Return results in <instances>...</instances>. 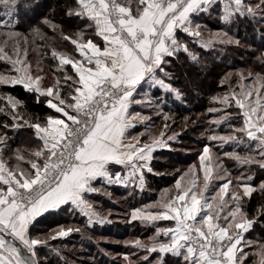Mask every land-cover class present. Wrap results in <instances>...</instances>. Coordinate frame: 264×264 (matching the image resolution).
I'll use <instances>...</instances> for the list:
<instances>
[{"label": "snow or ice", "instance_id": "1", "mask_svg": "<svg viewBox=\"0 0 264 264\" xmlns=\"http://www.w3.org/2000/svg\"><path fill=\"white\" fill-rule=\"evenodd\" d=\"M19 4L20 0H0L6 17L0 19V29L6 30L0 32V61L9 65L6 73H0V85L22 86L36 94L37 102L44 97L58 115L33 120L22 111L23 101L0 95L4 102L0 113L9 118L0 122V129L15 133L31 129L42 142L27 157L17 148L18 163L11 167L4 159L11 137L0 131V264H44L40 249L50 239L80 229L61 227L45 238L34 237L31 227L38 218L71 210L86 217L89 226L108 222L91 197L110 195L105 188L113 185L143 190L147 175L154 174L153 154L170 148L169 141L179 135L168 134L169 121L175 119L164 111L169 98L182 100L169 67L181 53L200 63L180 33L205 49L216 44L238 46L239 39L224 30L210 32L205 39L206 26L196 23V18L216 11L225 26L238 21L264 23V0H75L67 15L84 20L103 46L85 39L84 30L69 35L45 18L42 23L53 33L59 31L78 53L77 58L52 49L64 74L47 87L43 76L33 74L25 47L28 36L15 30ZM32 31L42 40L50 38L39 28ZM257 59L264 65V53ZM37 71H42L39 65ZM235 75L237 87L232 85L233 73L226 74L221 86L227 84L229 91L213 97L216 106L208 109L219 114L209 124L229 131L219 134L212 129L207 136L210 143L199 155V167L192 165L159 200L132 209L129 222L139 221L155 231L146 241L125 242L136 250L123 256L125 264H169L168 256L175 258V264H246L245 248L250 247H256L253 264H264V243L256 245L245 238L264 220V205L253 216L246 211L253 193H264V181L258 187L251 183L253 168L264 172V70ZM233 107L238 112L229 111ZM234 115L241 118L238 126L231 122ZM153 116L164 122L158 133L153 132ZM137 125H143L144 131L133 135ZM225 145L232 150L222 155L213 151ZM225 159L235 162L238 176H232ZM21 162L28 167H21ZM211 188L213 194L206 195ZM161 221L171 223L160 226Z\"/></svg>", "mask_w": 264, "mask_h": 264}, {"label": "trees", "instance_id": "2", "mask_svg": "<svg viewBox=\"0 0 264 264\" xmlns=\"http://www.w3.org/2000/svg\"><path fill=\"white\" fill-rule=\"evenodd\" d=\"M75 0H20L18 8V19L19 23L17 24L15 30L23 32L28 27H41L50 37H55V41H46L41 39H34L35 46L37 48L36 54L41 58L42 53H44L45 59L49 61V66L52 68L54 74L62 78L60 72H56L55 66L58 67L59 61L52 57V49H56L58 52L66 53L70 56H76L78 58V53L74 52V45H71L69 41L62 39L59 31L53 33L48 26L44 25L42 20L45 18L51 20L53 23L59 24L62 26L64 32L69 35H74L75 33L84 30L85 39H93L95 42H100V38L94 36L93 29L87 28L86 22L76 17H69L67 15V9L73 7ZM2 10L0 9V12ZM214 14L217 15L216 11L211 13H203L196 18V22L209 25L211 30H224L228 31L229 35L234 36L236 39H239L242 44H247L249 48H245L243 45H221L216 44L213 48L205 49L198 48L199 51L197 54L200 57V63L196 64L191 62L186 54L181 53L178 59H173L169 71L174 74V79L172 81L173 86L180 90L183 94L182 100L173 101L172 98H169L167 106L165 107L166 111L175 112L179 117H183L185 114L190 112L197 113L206 111L202 118L198 119L196 116H191L193 121H197L194 127L192 126L191 130L193 133L196 130H207L210 133L212 129H215L214 125L206 123L209 121L213 113H209L208 109L210 107L216 106L212 103L211 96H214L216 91L223 90L221 89V80L228 73H233L232 84L236 80V71L239 68L249 67L255 71L264 70V65L257 59L264 53V23L257 21H238L237 23L231 26H225L220 20L212 23ZM183 33H180L182 35ZM46 42V43H44ZM49 46L48 48H46ZM43 57V56H42ZM180 62L183 63L180 64ZM70 69V66H67ZM3 69L2 64H0V70ZM176 71L179 74H176ZM72 74L71 72H69ZM63 86V84H62ZM228 86L225 84L223 87ZM64 90L62 95L67 94V87L63 86ZM1 95H12L13 97L24 102V107L22 111L26 112L33 120L39 119L44 121L49 115H54L52 109H49L46 105V99L44 97L39 98L37 102V96L34 93H29L24 90L22 86H4L0 87ZM213 98V97H212ZM209 99V100H208ZM172 102V103H171ZM4 105L3 101H0ZM1 107V106H0ZM145 112L147 110H144ZM9 118L2 113H0V122H4ZM237 126L240 123V120L232 122ZM224 128L219 129L217 132H223ZM7 131V134L11 139L9 140V148L5 150V155L7 154L13 156V158H7L8 160L16 161L14 157V151L17 148L25 149L22 145L25 143V139L32 138L31 129H23L19 133L12 132L11 130ZM188 131V129L186 130ZM186 131L180 132L177 136V140L182 139H193L196 141V137L188 135ZM216 131V129H215ZM219 133V134H220ZM25 142H23V141ZM37 140V139H36ZM32 142V144L37 147V142ZM40 144L42 142H39ZM178 143V142H177ZM176 142L170 144V148L160 149L154 153V158L152 162V167L154 174H148L146 178V186L143 190H133L125 189L124 187H119L116 190L118 196H126L128 199L139 197L137 200H144L145 202H155L159 197L161 191L168 187H172L173 183L179 178L170 177L164 171L166 168H170L167 162L159 159L158 156L164 157L168 161H173L175 164H181L183 158H193L195 153L183 152ZM204 146V145H203ZM215 150L218 148L214 147ZM23 153L28 154V150H22ZM161 154V155H160ZM169 154V155H168ZM27 156V155H26ZM190 158V159H191ZM227 160V159H226ZM187 163V162H185ZM184 163V164H185ZM235 168V166H230ZM165 169V170H164ZM239 172V170H235ZM253 171L256 173L254 180L251 182L253 185L257 186L261 181H264V172L253 168ZM179 175V174H178ZM127 201V200H126ZM261 205H264V193L259 191L253 193L251 200H248L246 203V211L250 216L256 214L257 208ZM67 214L66 217L69 218V221L75 222L81 231L79 233L70 234L65 238L56 239L54 243H49L48 246L42 247L40 249L41 259L44 260V264H85L86 262L82 259L89 251L95 249V238L100 233V230L90 227L86 219L82 217L74 216L71 210L60 211L53 214H45L44 216L38 218L37 222L31 227V234L45 233L47 229L52 226L51 220L53 217H59V215ZM54 219V218H53ZM168 223L159 222L160 226H167ZM141 228H138L139 231L136 234L142 233H151L153 231L151 226L142 224ZM130 233V232H129ZM261 234H263L261 236ZM250 236V237H249ZM249 238L258 240V244L264 243V220L259 221L254 225V229L248 235ZM53 249L57 251H53ZM98 249V248H97ZM118 249V248H117ZM111 250V249H110ZM113 250V249H112ZM88 251V252H87ZM252 253L256 251V247H251L249 249ZM100 252V250H98ZM166 259L169 261V264H175V258L168 256ZM256 259L252 254L247 258V264H251L253 260Z\"/></svg>", "mask_w": 264, "mask_h": 264}, {"label": "rangeland", "instance_id": "3", "mask_svg": "<svg viewBox=\"0 0 264 264\" xmlns=\"http://www.w3.org/2000/svg\"><path fill=\"white\" fill-rule=\"evenodd\" d=\"M0 9L2 10L0 12V19H6V17L3 16L4 9L2 7H0ZM211 16L213 17L212 23H215V22H217L216 20H219L218 16H215L214 14H212ZM196 23H198V22H196ZM200 24L202 26H206L207 31L204 32V38L205 39L208 38V35L210 32L215 33L218 31V30H211L209 25H207V24L206 25L203 23H200ZM34 28H39L42 33L47 35V33H45V31L43 30L42 25H41V27H34ZM34 28L28 27L27 30H25V34L23 32H21V30L18 32L23 33L24 35L28 36V38H29V42L27 45H25V47L28 49V60L32 65L33 74L34 75L38 74V75H41L44 77V79L42 81L43 86H45V87L51 86L53 83H55L56 79L60 78V77L58 75L54 74V72L52 71V68L49 66L48 59L47 58L45 59L46 55H44V53H42L41 58L36 54L37 48L35 47V50L33 48V44L35 46V41H34V39H31V37H35V39H41V38H40V36L35 35L33 33L32 30ZM2 31H6V30L0 29V32H2ZM180 36L186 42H189L190 49L193 52L197 53L199 51L198 48H201V47L199 46L198 43L192 42V40H193L192 37H187L185 34H182ZM48 37H50V36H48ZM2 40H3V37H0V42H2ZM46 41L52 42L55 40L50 37L49 39H46ZM44 43H46V42H44ZM47 45L48 44H46V46H45L46 48L49 47ZM239 45H243L245 48H249V46L247 44L246 45L242 44V42H240ZM11 47H12V42L9 41V46H8L7 50L9 51L10 54H11ZM0 64H2V66H3V69L0 70V73H6L8 71L9 65L3 61H0ZM180 64L183 65L182 62H180ZM37 65H39V67L42 69V71H39V72L37 71ZM55 70H57L56 72H60L61 76L63 77L64 73L62 71H59L58 67L55 66ZM249 70L255 71L252 68L245 67V68H239L236 71V73L239 71H243V72L247 73ZM176 74H179V72L176 71ZM61 80H62V78H61ZM69 83H71V82L69 81ZM237 83H238V77L236 76V80L232 84L233 87H237ZM62 84H63V82H62ZM0 87H1V85H0ZM221 89H223V90L216 91L214 96H211V99H212V97L222 95L225 92L229 91L228 86L222 87ZM237 90H238V88H237ZM62 93H63V91H62ZM0 95H1V93H0ZM182 96H183V94H182ZM172 100L175 101V98L173 97ZM0 106L2 107L3 104L1 103ZM137 110H141V109H139L137 107ZM164 111H166L165 108H164ZM229 111L236 113V112H238V109H235V107H233L232 109H229ZM166 112H169V111H166ZM205 112L206 111H203L200 113L197 112L194 114L192 112H190L188 114H185L183 117H179V115H176L175 112H170L175 119V123H172L171 121H169V124L171 125V127L168 130V134H171L172 132H176V133L181 132L182 133L188 129V131H186L187 133H189L188 135H191L192 137L194 136L197 138V139H195L196 141H193V139L177 140V137H176L175 140L169 141L170 144L172 142H176V143L178 142L177 145H180L179 148L183 152L185 151V152L195 153V157H193V158H191V157L183 158L182 159L183 161H181V164H175L173 161H168L164 157L162 158V156H158L159 159L163 160L164 162H167L170 166H172L170 168H166L167 170L164 169L165 170L164 172L166 174H168L171 178L174 176L176 178H178V176L180 177L182 174L187 172L188 169L192 165H196L197 168L199 167V155L202 152L203 145L210 143L207 139V136L210 133H208L209 131H207V130H201V131L196 130L193 133L194 129L191 130V128H192V126L194 127V125L196 124L198 119L202 118V116ZM145 114H150V113L148 111H146ZM192 115L196 116V118H197L196 122L191 119ZM218 115H219L218 113H213L211 118L209 119V121L214 119ZM185 118H187V119H185ZM240 119H241L240 117L234 115L231 122H236L237 120H240ZM209 121L206 123H209ZM153 123H154L153 132L158 133L162 129V125L164 122L162 121V119L153 116ZM221 128H224V129H223V132H221V133L219 132L220 134H226L229 131V129L226 126L222 125L220 128H215L216 132ZM21 150H25V149H21ZM231 150H232V148L229 145H225L223 149L218 148V150H215L213 148V151L219 155H222L223 151H231ZM24 154H26V153H24ZM7 158H13V156L7 154L6 156H4V159L6 160ZM185 162H187V163H185ZM225 165H226V167L229 168L233 177H236L240 174V171L239 172L235 171V170H239V168L235 164V162L225 159ZM231 165L235 166V168L230 167ZM20 166L22 167V165H20ZM200 179L202 180V173H200ZM219 183L220 182H215L216 185H218ZM174 185H175V182L173 183L172 187H168L166 189L167 190H173ZM118 188L119 187H117L116 185L106 186L105 191L107 193H110V195L101 193V194H94L91 197L92 201L94 202V204L96 206V210L101 214V216L107 217L108 222H105L103 224L95 223V224L90 226L94 229L100 230V233L97 237H94L95 238V249L93 251H89V252L87 251L88 253H86L84 256H82V259L86 262L85 264H125V262L123 260V256L126 254H131V253L136 251L131 246H127L125 244V242L126 241H132V240H135L138 238L146 241L148 239V237H150L154 234L155 229L152 227L153 231H151V233L139 232L141 234L135 235V233H137L139 231L138 228H141L140 225H142V224L139 221L129 222L130 221V213H131L132 209L140 208V207H143L145 205H148V204H151L154 202H145L142 199L137 200V199H139V197H136L137 199L131 198V197H130V199H128L126 196H122V197L118 196V194L116 193V190ZM166 189H164L163 191L160 192L157 200H159L162 197V195H164V191ZM214 190H215L214 188H211L206 195L211 196L213 194ZM171 194H174V192H172ZM72 213L74 216L76 215V217L78 216V217H82V218L86 219V222H87V218L82 216L78 212L72 211ZM66 216H67V214H64V215L60 214L59 217H53L54 219L50 218L52 226L49 229H47L45 231V233H42V234L41 233L40 234L35 233V234H32V236L45 238L51 234H54V232L58 231L61 227L65 228V229H67V228H73V229L79 228L81 231V227H79L75 222L69 221V218ZM79 232L72 231L69 233V235L71 233L76 234ZM262 235L263 234H261V236ZM59 238H65V237H58L57 239H59ZM162 239H163V237H162ZM55 240L50 239L48 242L54 243ZM247 240L253 241L255 244L259 243L258 240L253 239V238H248ZM98 250H100V252H98ZM245 250H247V248H245ZM251 254H252V252H249L248 256H250ZM138 255H143V253H138ZM154 256H155V254H153V257ZM132 258L136 259L137 257L133 256ZM251 264H253V262Z\"/></svg>", "mask_w": 264, "mask_h": 264}, {"label": "crops", "instance_id": "4", "mask_svg": "<svg viewBox=\"0 0 264 264\" xmlns=\"http://www.w3.org/2000/svg\"><path fill=\"white\" fill-rule=\"evenodd\" d=\"M97 43H100L101 44V46H103V41L102 40H100V42H97ZM54 112V111H53ZM54 115H58V114H56V113H54ZM32 131V130H31ZM142 131H144V126L143 125H137V127L135 128V129H133L132 130V134L133 135H136V134H138V133H140V132H142ZM33 140H34V142H35V140H36V137L33 135V132H32V138L30 137V138H27V139H25V141H23V142H25V143H23V147L26 149V150H28V151H31V150H34L35 149V146L32 144V142H33ZM36 142H37V147L40 145V141H38V140H36ZM165 149H167V148H165ZM158 150H160V149H158ZM25 155V157H27L26 155L27 154H24ZM153 156H154V154H153ZM6 162H7V164L9 165V166H11V167H15L16 165H17V161H14V160H5ZM152 162H153V160H152ZM152 162H151V166H152ZM20 165H22V167H24V168H27L28 167V165H26V164H24L23 162H21V164ZM116 186H119V185H116ZM122 187V186H121ZM131 189V188H130ZM137 190H140L139 188H136ZM161 222H164V221H161ZM165 223H168L167 224V226L171 223V222H165ZM253 229H254V227H253ZM253 229H251L250 230V232L249 233H246L245 234V238L246 239H248L249 237H248V235L252 232V230ZM251 248V247H250ZM250 248H247V250H245V252H247V253H249V252H251V251H249V249Z\"/></svg>", "mask_w": 264, "mask_h": 264}]
</instances>
